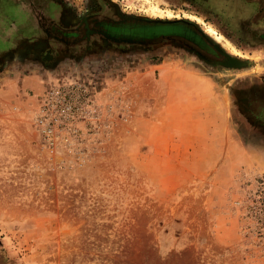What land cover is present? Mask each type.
<instances>
[{
    "label": "rangeland",
    "instance_id": "374dc122",
    "mask_svg": "<svg viewBox=\"0 0 264 264\" xmlns=\"http://www.w3.org/2000/svg\"><path fill=\"white\" fill-rule=\"evenodd\" d=\"M111 1L213 27L252 65H211L164 40L1 73L0 264H264V104L250 101L264 88V0ZM15 2L0 0L3 37L23 32ZM74 84L90 101L51 144L39 105Z\"/></svg>",
    "mask_w": 264,
    "mask_h": 264
},
{
    "label": "flooded vegetation",
    "instance_id": "af4514ba",
    "mask_svg": "<svg viewBox=\"0 0 264 264\" xmlns=\"http://www.w3.org/2000/svg\"><path fill=\"white\" fill-rule=\"evenodd\" d=\"M16 1L18 2L9 5L7 10L20 19L23 32L19 34L14 32L11 37H3L0 34V42L7 46L0 50L2 51L0 74L17 64H42L47 69H57L67 61L83 65L95 59L96 61L102 60L103 57L127 56L133 51L146 47V45L136 43H115L112 39L150 37L160 32L193 33L189 27L182 23L143 25L137 22V20H140L138 16L125 13L111 0ZM38 12L52 18L56 25L65 31L73 30L82 25L87 30H91L90 26H93V29L97 32L94 31L88 42L69 46L48 37L39 25ZM9 28L15 29L16 26L9 25ZM258 29L256 27L253 30L257 31ZM100 30L103 32H100ZM259 42L264 45L263 38ZM258 91L261 94H255L251 98L249 91L245 90L240 97H250V101L254 104L255 102L264 104L261 100L264 98V88H260ZM238 101L236 100V104L239 103ZM262 113H264V110ZM261 115L263 117L264 114L260 113L259 117ZM248 121L252 123L253 119L250 118Z\"/></svg>",
    "mask_w": 264,
    "mask_h": 264
},
{
    "label": "water",
    "instance_id": "95a60500",
    "mask_svg": "<svg viewBox=\"0 0 264 264\" xmlns=\"http://www.w3.org/2000/svg\"><path fill=\"white\" fill-rule=\"evenodd\" d=\"M140 20L137 22L143 25H154V24H175L182 23L190 28L192 32H172V33H156L150 37H128L125 39H112L115 43H136L141 45H154L161 43L164 40L178 41L183 46H186L193 50L202 60L206 63L222 66L225 68H245L252 65L250 61H246L228 53L220 44L208 35L198 25V23L190 20H162V19H149L145 17H139ZM38 21L40 27L46 32L50 39H56L69 46L81 45L89 41L90 37L94 33L93 26L91 30L85 29L82 25L70 31H65L61 27L56 25V22L43 14L38 12ZM88 27V29H90ZM97 32V31H95ZM100 32H103L100 30ZM83 33L87 35L83 36Z\"/></svg>",
    "mask_w": 264,
    "mask_h": 264
},
{
    "label": "built area",
    "instance_id": "2783aa9c",
    "mask_svg": "<svg viewBox=\"0 0 264 264\" xmlns=\"http://www.w3.org/2000/svg\"><path fill=\"white\" fill-rule=\"evenodd\" d=\"M89 101V90L82 84L48 89L38 108V123L48 142L53 144L56 129L72 117L84 113Z\"/></svg>",
    "mask_w": 264,
    "mask_h": 264
},
{
    "label": "bare ground",
    "instance_id": "6f19581e",
    "mask_svg": "<svg viewBox=\"0 0 264 264\" xmlns=\"http://www.w3.org/2000/svg\"><path fill=\"white\" fill-rule=\"evenodd\" d=\"M207 32L209 33V35L214 39L216 40L217 42H220L221 41V37H219L218 35H216L215 33V29L213 27L209 28L207 30Z\"/></svg>",
    "mask_w": 264,
    "mask_h": 264
},
{
    "label": "crops",
    "instance_id": "0c3cea01",
    "mask_svg": "<svg viewBox=\"0 0 264 264\" xmlns=\"http://www.w3.org/2000/svg\"><path fill=\"white\" fill-rule=\"evenodd\" d=\"M165 70H166V69H164V71H165ZM166 74H167V73H166ZM172 85H173V86H172ZM171 86L175 88V87L177 86V84H173V82H172V83H170L169 87H171ZM172 87H171V88H172Z\"/></svg>",
    "mask_w": 264,
    "mask_h": 264
}]
</instances>
